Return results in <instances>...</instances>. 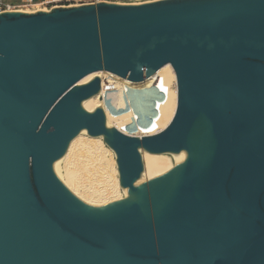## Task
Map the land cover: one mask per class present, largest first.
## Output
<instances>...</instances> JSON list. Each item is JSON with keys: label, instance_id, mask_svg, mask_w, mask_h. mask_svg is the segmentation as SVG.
Masks as SVG:
<instances>
[{"label": "water", "instance_id": "obj_1", "mask_svg": "<svg viewBox=\"0 0 264 264\" xmlns=\"http://www.w3.org/2000/svg\"><path fill=\"white\" fill-rule=\"evenodd\" d=\"M36 1V0H34ZM165 64L176 108L141 137L82 101ZM102 136L129 196L86 204L57 162ZM140 149L177 153L158 185ZM0 264H264V0L99 1L0 13Z\"/></svg>", "mask_w": 264, "mask_h": 264}, {"label": "bare ground", "instance_id": "obj_2", "mask_svg": "<svg viewBox=\"0 0 264 264\" xmlns=\"http://www.w3.org/2000/svg\"><path fill=\"white\" fill-rule=\"evenodd\" d=\"M94 77H99L101 89L97 94L83 100L82 107L87 111L102 107L107 126L117 127L124 133L135 129L131 135L141 137L160 131L169 123L177 99L176 77L170 64H165L142 81H132L101 70L86 75L79 84L86 83ZM140 152L144 164L142 182L153 185L166 180L181 163L177 153H151L144 149H140ZM85 153L86 158L90 156L88 157L90 162L92 158L95 161L93 164L96 163L104 205L128 197V191L119 188L113 150L105 144L102 136H90L83 131L70 141L65 154L57 162L59 178L70 191L85 203L98 206L77 192L70 171V165L74 160ZM170 155L174 162L171 161ZM119 189L124 191L123 198L118 194Z\"/></svg>", "mask_w": 264, "mask_h": 264}, {"label": "rangeland", "instance_id": "obj_3", "mask_svg": "<svg viewBox=\"0 0 264 264\" xmlns=\"http://www.w3.org/2000/svg\"><path fill=\"white\" fill-rule=\"evenodd\" d=\"M90 0H36V1H22L17 0L19 6L15 10L25 11V12H35L38 10H50L55 6H73V5H80V4H87ZM106 2H118V1H128V0H101ZM132 131H127L130 135L133 134ZM85 156V157H83ZM87 154L80 156L77 160L75 159L74 162L70 165V171L73 177L74 186L80 195L88 198L94 204L98 205L99 207L104 206L105 202L103 201V196L101 195V182L99 181V174L98 169L96 167V163L93 164V159L86 158ZM171 156V155H170ZM169 156V157H170ZM172 162L175 160L173 157H170ZM95 166V167H94ZM97 169V170H96ZM97 172V173H96ZM119 188L120 185H119ZM122 190V189H121ZM118 190V194L120 198H123L124 191ZM121 192V193H119ZM88 204V203H86ZM109 204V203H108ZM90 205V204H88Z\"/></svg>", "mask_w": 264, "mask_h": 264}, {"label": "built area", "instance_id": "obj_4", "mask_svg": "<svg viewBox=\"0 0 264 264\" xmlns=\"http://www.w3.org/2000/svg\"><path fill=\"white\" fill-rule=\"evenodd\" d=\"M22 1H33V0H22ZM101 0H90L89 3H96ZM19 4L17 0H0V13L5 11H13L15 10Z\"/></svg>", "mask_w": 264, "mask_h": 264}]
</instances>
